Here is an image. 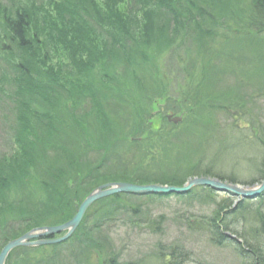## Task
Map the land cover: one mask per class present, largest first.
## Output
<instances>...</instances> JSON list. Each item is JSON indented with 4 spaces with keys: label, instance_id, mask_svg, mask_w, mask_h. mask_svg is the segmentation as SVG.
Listing matches in <instances>:
<instances>
[{
    "label": "trees",
    "instance_id": "trees-1",
    "mask_svg": "<svg viewBox=\"0 0 264 264\" xmlns=\"http://www.w3.org/2000/svg\"><path fill=\"white\" fill-rule=\"evenodd\" d=\"M231 1L51 0L47 6L29 3L8 9L0 5L1 50L7 53L3 58L6 77L0 83V93L8 94L16 117L14 150L0 159V253L9 241L32 229L70 222L92 191L111 182L184 186L191 178L209 176L238 183L214 173L212 167L203 164V159L193 169L180 163L171 171L160 173L156 169L133 170L124 159L120 160L122 156L128 162L158 161L164 155H185L192 146L190 142L178 146L177 139L174 146L173 140L162 144L158 136L155 143L152 139L149 143H153L144 148V140L139 136L140 132H149L146 121L152 112L150 107L167 92L169 81L183 78L151 74L157 69L155 62L160 54L164 58L177 54L181 61L184 56L178 52L191 34L206 49L220 34L216 29H204L206 20L201 18L200 11H215L226 18L241 15L243 23L255 32L256 38L249 39L254 53L259 57L264 54V0ZM131 5L135 13H141V20L132 15ZM189 62L184 71L191 79L180 71L184 79L188 78L187 92L182 90L183 102L189 103L193 98L188 105L194 100L208 112L218 100L204 91L203 81L195 80L194 75L200 76L198 66L192 59ZM180 82L177 85H182L183 81ZM259 98L264 100V89L256 85L241 98L229 97L217 104L220 109L230 103L234 108L247 102L256 106ZM166 99L170 100L168 110L178 111L175 98ZM200 125H191V134ZM74 130L76 135H72ZM258 138L264 141L263 127ZM127 139L133 147L125 150L123 140ZM99 146L104 147L107 156H113V167L103 169V161L91 156ZM260 164L261 179H254L250 185L264 179V158ZM179 168L184 169L182 177L175 174ZM133 196L123 193L97 201L69 241L50 247H19L7 264H64L62 251L66 247L70 248L68 257L75 253V263L77 254H83L78 264L87 263L93 251L99 257L107 254L108 262L115 263L117 254L101 226L102 217L127 209L135 215L134 219L148 223L147 217L139 216L140 206L128 209L121 204L123 199ZM198 196L203 203L214 202L211 192ZM261 201L257 208L253 201H240L237 206L229 198L215 202L217 208L207 224L211 242L221 247L230 240L225 234L230 231V215H236L238 221L246 216L242 222L250 231L242 237L247 249L243 247L241 253L251 257V264H264V195ZM162 221L163 217L152 223L157 226ZM158 257L153 264H185L184 254L176 248L168 256Z\"/></svg>",
    "mask_w": 264,
    "mask_h": 264
},
{
    "label": "rangeland",
    "instance_id": "rangeland-1",
    "mask_svg": "<svg viewBox=\"0 0 264 264\" xmlns=\"http://www.w3.org/2000/svg\"><path fill=\"white\" fill-rule=\"evenodd\" d=\"M50 1L0 0V5L8 9L35 3L39 7L47 6ZM233 2L234 0L231 1V3ZM130 9L135 19H142L140 12H134L133 5L130 6ZM208 9L210 10L211 7H208ZM200 13L201 18L206 20L203 24L204 29L209 31L216 29V33L219 32L220 34L210 42L211 47L208 49L204 47L203 43H198L195 34H193V37L191 34L186 39L183 49L180 53L178 52L179 56H184V59L181 57V61L178 60L177 54L170 53L165 58L162 56L163 54H160L159 59L155 62L157 69L149 72L151 74L158 72V77H160V74L163 73L164 76L166 73L167 76H172V78H175V76H178L179 79L183 78L180 80L174 79V82L172 79L169 81L170 85H167V92L158 97L150 107L152 112L147 116L146 121L150 133L147 131H145V134L140 132L141 136H139L144 140V148L153 143H149L152 139L155 143L158 136H160L162 144L173 140L171 145L174 146V140L177 139L178 146L187 142H190L192 146L185 155H164V157L157 159L158 161L154 159L153 161L142 160L140 162L138 159H132L128 162V159L122 156L120 160L124 159L126 165L131 169L133 168V170L143 171L147 169L150 170L148 172H151L156 169L160 173L161 170L171 171L176 164L180 163L182 166L188 165V168L192 167L193 169L194 164L203 159V164L212 167L214 169L212 171L217 175L225 177L226 180L231 178L236 180L238 184L250 186L254 179H261L258 168L264 158V141H261L258 137L261 133V127L264 129V100L263 98L257 99L256 106H254V102L253 104L247 102L244 106L239 105L236 108L230 103L222 106L224 109L218 108L219 104L217 103H222L229 97L241 98L256 85L264 89V54L259 57L258 53H254L249 39L256 38L255 32L243 23L241 15L235 14L234 17L226 18L220 17V14L211 10L204 12V14L202 11ZM191 14L189 13L190 17ZM213 24L221 25L222 28ZM226 36H228L227 39ZM1 47L2 44L0 43V83L4 82L6 77L4 70L6 64H4L3 58L7 57V53L4 49L1 50ZM188 56L198 66L197 72L200 73V76L194 75L195 80L203 81L204 91L209 93L213 99L218 100V102L214 101L212 103L213 106L209 107L208 112L205 108H201V110L197 106L198 102L196 104L194 100L188 105L193 98L189 103L188 101L183 102L185 93L182 92L184 89L187 92L186 79L188 78L184 79V75L180 71L187 69L186 66L189 65V60H191ZM179 67H181V70ZM185 76L190 78L187 72H185ZM178 82L182 85H177ZM188 82L191 83V81ZM161 89L164 91L163 87ZM7 96L8 94L0 93V159L4 154L11 153L16 139L14 137L16 120ZM168 96L174 97L176 103H178V111H176L178 115L182 111H185L186 114L184 123L177 127L166 120V115L174 112L168 110V103L170 102L166 99ZM127 109L128 107H125V110ZM154 111L157 113L153 114ZM137 122L140 127V122ZM194 124L196 126L202 125L194 129L193 134H191V125L196 128ZM134 133L135 135L139 134L137 131H134ZM93 134L96 135L95 130ZM72 135H76L75 130L72 131ZM166 136L173 137L166 139ZM123 144L126 147L125 150L133 147L128 139L123 140ZM105 151L103 146L96 147L91 156L98 162L103 161L104 164H101L104 166L103 169H109L113 167L111 164L115 163V159L112 155L107 156ZM96 160H94V163L99 165ZM183 168L176 170L175 174L178 177L185 175ZM208 193L209 191L206 194ZM203 194L202 191H195L192 198L187 194L186 196L149 197L147 195H135L130 199H123L121 201L123 207L131 209L140 206L142 212L139 216L147 217L148 223L147 220L141 221L138 217L134 219L135 215L132 212H126L127 209H123L119 214H113V216L104 217L103 215L101 226L113 241V249L117 254L116 261L110 263L107 254L103 253L104 256L102 254L99 257L98 253L93 251L94 253L87 263L153 264L157 262L156 259H159L158 255L165 254L168 256L171 250L176 248L178 252L184 254L185 264H251V257L241 253L243 247H245L242 237L249 230L246 227L247 224L242 222V220L246 221V216L238 221L234 218L236 215H230L227 220L230 231L225 232L233 235L235 239L226 241L221 247L211 242V232L209 226H207L211 214L217 208L215 202L219 203V201L226 198L235 202L237 199L231 195L212 192L214 202L203 203L198 196ZM261 200L262 198L253 200L256 208L261 206ZM110 210L111 208L105 211ZM261 210H264V208ZM162 217L163 221L159 225L156 226L152 223L161 220ZM199 224L204 226V229L200 230ZM239 241L242 243H239ZM68 251H70V248H63L62 252L65 254L63 255L64 264H78L81 262L83 254H77V263H75V253L74 256L68 257ZM83 261H85V257Z\"/></svg>",
    "mask_w": 264,
    "mask_h": 264
},
{
    "label": "water",
    "instance_id": "water-1",
    "mask_svg": "<svg viewBox=\"0 0 264 264\" xmlns=\"http://www.w3.org/2000/svg\"><path fill=\"white\" fill-rule=\"evenodd\" d=\"M168 121L170 123L180 124L183 122L182 117L178 116H168ZM197 186L210 187L216 192H222L231 194L237 198V202L240 200H251L261 197L264 194V181L260 185L245 186L242 184H235L231 182H224L220 179L210 178V177H197L189 179L184 187L173 186V185H151L144 184L139 185L136 183H115L101 185L98 189L91 192V194L85 198L84 202L80 205L78 213L70 220V222L60 225V226H49V227H39L30 230L26 235L19 237L16 240L8 242L6 247L0 253V264H6L8 255L18 247H32L37 248L40 246H50L59 245L62 242L68 241L75 234L76 230L80 227L82 220L89 211L88 209L97 201L104 198L112 197L119 194H136V195H165V194H180L184 195L191 191ZM61 233H66L61 236V238H51L45 239L47 237H53L60 235ZM230 237L235 238L233 235ZM240 243V241H239Z\"/></svg>",
    "mask_w": 264,
    "mask_h": 264
},
{
    "label": "bare ground",
    "instance_id": "bare-ground-1",
    "mask_svg": "<svg viewBox=\"0 0 264 264\" xmlns=\"http://www.w3.org/2000/svg\"><path fill=\"white\" fill-rule=\"evenodd\" d=\"M97 189H98V188H97ZM95 190H96V189H95ZM249 201H253V199H251V200H249ZM94 204H95V203H94ZM53 237H55V236H53ZM6 245H7V244H6ZM6 245H5V247H6ZM5 247H4V248H5ZM4 248H3V249H4ZM18 248H19V247H18ZM3 249H2V250H3ZM1 252H2V251H1ZM11 254H12V253H10V254L8 255V259H9V257H10ZM8 259H7V261H8Z\"/></svg>",
    "mask_w": 264,
    "mask_h": 264
}]
</instances>
